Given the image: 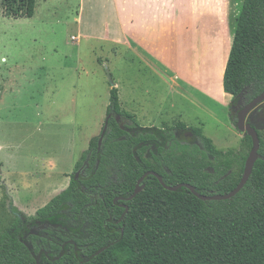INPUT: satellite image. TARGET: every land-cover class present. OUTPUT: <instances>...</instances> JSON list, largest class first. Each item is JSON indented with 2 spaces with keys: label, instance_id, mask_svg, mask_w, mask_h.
<instances>
[{
  "label": "rangeland",
  "instance_id": "374dc122",
  "mask_svg": "<svg viewBox=\"0 0 264 264\" xmlns=\"http://www.w3.org/2000/svg\"><path fill=\"white\" fill-rule=\"evenodd\" d=\"M152 1L36 0L25 17L23 0H0V217L11 201L32 219L67 187L106 119L110 77L140 126L181 120L219 149L240 148L222 103L230 0ZM246 120L264 126V103Z\"/></svg>",
  "mask_w": 264,
  "mask_h": 264
},
{
  "label": "trees",
  "instance_id": "16d2710c",
  "mask_svg": "<svg viewBox=\"0 0 264 264\" xmlns=\"http://www.w3.org/2000/svg\"><path fill=\"white\" fill-rule=\"evenodd\" d=\"M24 16L34 14L36 0H23ZM234 14L231 46L223 72V90L231 95L230 119L236 124L237 111L264 91V0H230ZM240 100L242 101L240 103ZM108 127L101 146L92 136L69 184L36 210L38 218L60 224L64 210L72 218L82 212L71 231L50 226L45 235L24 236V217L11 201L13 214L0 217V264H38L40 248L52 257L70 238L87 244V257L79 262L72 249L57 264H264V126L256 127L259 158L244 186L222 200H201L183 187L166 189L153 175L131 200L117 225L123 208L114 203L117 195L133 192L144 172L162 175L168 185L189 183L202 194H224L240 181L252 138L244 134L238 150H222L201 128L181 120L161 127H143L134 114L121 106L116 85L109 92ZM119 115V121L115 116ZM189 129L195 140L177 133ZM0 206L9 200L1 184ZM97 197V198H96ZM73 220V221H72ZM122 229V232H121ZM40 264H52L41 253Z\"/></svg>",
  "mask_w": 264,
  "mask_h": 264
},
{
  "label": "water",
  "instance_id": "95a60500",
  "mask_svg": "<svg viewBox=\"0 0 264 264\" xmlns=\"http://www.w3.org/2000/svg\"><path fill=\"white\" fill-rule=\"evenodd\" d=\"M110 83H111V85H114V82H113L111 77H110ZM263 102H264V91H262L256 97H254L250 102H248L244 107H242L237 113L236 127L238 130L242 131L244 134H247L252 138V148L250 149L248 156L245 160L243 174H242V177H241L239 183L232 190H230L228 193H224V194H202L199 191H197L195 186H193L189 183H186V182L179 183L176 185H168L165 183L162 175H160L159 173H157L155 171L149 170V171L144 172L143 175L138 179V181L135 185V188L130 195H128L126 197H118V198H121L123 200H131L144 187V184L143 183L141 184V182L144 180V178L147 175L155 176L159 180V182L166 189H168L170 191H177V190L185 187L201 200H222V199H227V198L234 196L237 192L240 191V189L247 182V180H248V178L252 172L253 165H254L255 161L260 156L258 153L259 137H258L257 129L250 122H247L246 119H247V114L249 113V111L251 109L255 108L257 105L262 104ZM110 116H111L110 114L107 115L106 119L103 123L101 133L99 135L98 147L101 146L104 133L108 127V119ZM115 118L117 121H119L120 116L116 115ZM78 171L79 170H77L75 172V174H78ZM121 205L125 208L123 214L121 215V218H122L128 210V205H126V204H121ZM121 232H122V229H121ZM106 248H107V245L99 248L98 250L93 252L89 258H92L93 256L97 255L98 253H100L101 251H103Z\"/></svg>",
  "mask_w": 264,
  "mask_h": 264
},
{
  "label": "flooded vegetation",
  "instance_id": "af4514ba",
  "mask_svg": "<svg viewBox=\"0 0 264 264\" xmlns=\"http://www.w3.org/2000/svg\"><path fill=\"white\" fill-rule=\"evenodd\" d=\"M241 102L242 101L240 100V103ZM246 104L247 103H245L242 107H244ZM253 109H251L249 111V113L247 114V118H248L249 114L251 113V111ZM238 111H237V113H238ZM228 113H229V106H228ZM236 119H237V114H236ZM246 121L249 122L248 120H246ZM251 124H253V123H251ZM253 125H255V124H253ZM177 134L179 136H182V137L186 138V139L195 140V135H194L193 131H191L189 129L180 131ZM77 170H79L78 174H75V172ZM82 172H83L82 168H78L75 171L73 169L71 174H73V175H75V177H77ZM126 196H128V195H117V196L114 197L113 201H114L115 205H117L118 208H123L125 210V208L121 204H126L125 201H128V200H123V199L118 198V197H126ZM123 212L121 213V215L123 214ZM35 213H36V211H35ZM77 216L78 217H73L72 218V215H71L70 211L64 210L63 214H62L63 221L60 222V224L52 222L51 219H49V218H38L35 215H34V217L32 219H29V220L24 217V230H23L24 236L33 235V234L34 235H39V234L45 235L46 234L45 232L48 230V228L50 226L60 227L61 229L65 230L67 232L71 231V229L75 228V225L70 222L71 218L73 220L79 219L81 222H83V224L81 223L78 231L79 232H84L83 226L85 225V223H84V218L82 217V212L80 211ZM111 217L112 218H108L107 220L110 221L113 225H117V223H119L121 221V219L123 218V217L121 218V216L118 219H114L113 218L114 216H111ZM70 249H72V251L74 252L75 257L78 259L79 262L88 260L90 255L92 254V253L89 254L88 257H87V255H85L86 254V250L88 249L87 244H85L83 242L77 243L74 239L68 238V239L64 240L63 243L61 244L60 253L58 255L54 256V257H52V253L50 252V250H48L47 248L41 247L40 251H39V254L37 255V258H36L37 259V263L40 264V259L39 258H41V256H42L41 253H43V256H45L47 258V262L52 263V264H57V263H54V262L59 260L60 257L62 255H64V253L69 252Z\"/></svg>",
  "mask_w": 264,
  "mask_h": 264
},
{
  "label": "crops",
  "instance_id": "0c3cea01",
  "mask_svg": "<svg viewBox=\"0 0 264 264\" xmlns=\"http://www.w3.org/2000/svg\"><path fill=\"white\" fill-rule=\"evenodd\" d=\"M112 2L115 4V5H117V0H112ZM157 2V4L160 2L159 0L158 1H155V0H153L152 1V4H154V3H156ZM129 5H134V0H129ZM163 3H164V0H163ZM212 4V3H211ZM211 4H209V5H211ZM126 5H128V3L126 4ZM121 27H122V25H121ZM123 28V27H122ZM123 35V34H122ZM122 39L123 40H125V41H127V42H129L130 43V37L128 36V34H125V35H123V37H122ZM150 56H152V57H148L149 58V60H152L153 62H155V63H157V62H159V60L155 57V56H153V55H150ZM219 73H220V71H219ZM215 75H216V73H215ZM230 101H231V95L230 94H228V93H226V92H224V94H223V96H222V103H223V105H225L226 107L229 105V103H230ZM264 103V102H263ZM262 103V104H263ZM130 112V111H129ZM130 113H132V112H130ZM132 114H134V113H132ZM135 115V114H134ZM135 117H136V115H135ZM153 126V125H152ZM188 126V125H187ZM148 127H150V126H148ZM157 127V126H156ZM161 127V126H160ZM64 174V173H63ZM66 180L67 179H64V178H62L61 179V183H66ZM11 193H12V191H11ZM29 195H31L32 196V193L31 192H29ZM11 196H13V195H11ZM17 201V200H16ZM14 205V204H13ZM21 210V209H20Z\"/></svg>",
  "mask_w": 264,
  "mask_h": 264
}]
</instances>
